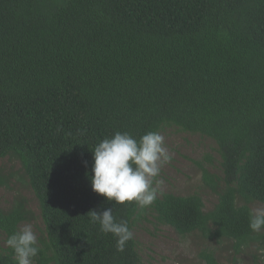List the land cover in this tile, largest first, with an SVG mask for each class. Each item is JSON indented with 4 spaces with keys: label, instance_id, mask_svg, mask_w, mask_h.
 <instances>
[{
    "label": "trees",
    "instance_id": "trees-1",
    "mask_svg": "<svg viewBox=\"0 0 264 264\" xmlns=\"http://www.w3.org/2000/svg\"><path fill=\"white\" fill-rule=\"evenodd\" d=\"M175 127L210 139L222 176L205 172L217 196H157V224L178 236L252 244L249 204H264V0H0V187L29 186L44 227L33 264H139L90 222L112 207L133 230L144 208L91 189L94 146L115 132L139 139ZM33 212L16 193L0 208L4 242ZM208 264H217L203 250ZM0 264H17L0 247Z\"/></svg>",
    "mask_w": 264,
    "mask_h": 264
},
{
    "label": "rangeland",
    "instance_id": "rangeland-1",
    "mask_svg": "<svg viewBox=\"0 0 264 264\" xmlns=\"http://www.w3.org/2000/svg\"><path fill=\"white\" fill-rule=\"evenodd\" d=\"M160 133L165 137V145L173 159L163 165L160 175L153 182L158 196L165 193L177 196L197 194L203 201L204 210H210L217 202V196L206 186L203 175L207 172L216 177L222 176L215 144L208 138L182 132L175 127H164ZM0 169L5 174L21 175L18 164L7 159L0 160ZM156 180L162 183L157 184ZM16 193L27 199L33 212V219L21 224L20 228L31 224L40 243L44 239V227L37 200L28 185L13 180L9 189L0 187V208H8ZM248 206L252 209L264 204L253 202ZM132 232L140 256L139 264H208L202 256L203 250L212 251L217 264H264L263 252L257 244L235 254L226 241L208 242L197 235L180 237L170 227L156 223L150 206L145 207ZM4 244L0 234V247Z\"/></svg>",
    "mask_w": 264,
    "mask_h": 264
},
{
    "label": "clouds",
    "instance_id": "clouds-1",
    "mask_svg": "<svg viewBox=\"0 0 264 264\" xmlns=\"http://www.w3.org/2000/svg\"><path fill=\"white\" fill-rule=\"evenodd\" d=\"M91 152L92 191L109 202H135L141 208L156 201L158 189L153 182L163 165L173 159L165 145V137L158 131H149L139 139L128 132L117 131L98 142ZM87 214L90 222L98 224L102 233L116 238L117 251H124L127 242L134 238L128 221L117 220L112 207L100 212L91 210ZM249 228L253 233L264 231V206L249 210ZM5 245L13 251L17 264H33L41 251L31 224H25L8 236Z\"/></svg>",
    "mask_w": 264,
    "mask_h": 264
}]
</instances>
